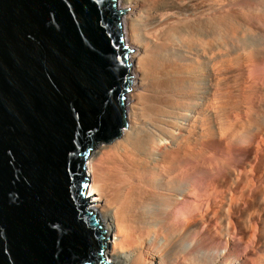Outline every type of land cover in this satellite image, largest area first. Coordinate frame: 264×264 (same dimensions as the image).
Masks as SVG:
<instances>
[{
  "label": "water",
  "instance_id": "1",
  "mask_svg": "<svg viewBox=\"0 0 264 264\" xmlns=\"http://www.w3.org/2000/svg\"><path fill=\"white\" fill-rule=\"evenodd\" d=\"M127 9L0 0V264H112L87 159L128 126Z\"/></svg>",
  "mask_w": 264,
  "mask_h": 264
},
{
  "label": "rangeland",
  "instance_id": "2",
  "mask_svg": "<svg viewBox=\"0 0 264 264\" xmlns=\"http://www.w3.org/2000/svg\"><path fill=\"white\" fill-rule=\"evenodd\" d=\"M157 1L134 0L135 14L148 15L147 19L148 9ZM168 1L176 6L163 9L164 16L169 14L158 20L161 25L134 29L142 38L138 48L145 55L139 64L147 82L131 100L138 101L143 117L186 107L184 96L200 81L201 61L206 63L207 97L194 104L197 115L206 114L205 132L191 126L170 149L173 153L166 151L180 163L189 158L196 162L197 169L189 177L193 192L207 181L204 195L189 200L182 191L178 194V230L188 232L186 240L178 242L188 246L180 250L178 264H264V0ZM188 71H192V89L183 82ZM134 88L131 85L129 92ZM108 143L100 141L92 154L100 157L101 151L110 149L105 147ZM204 155L207 166H203ZM151 208L149 204L147 211ZM105 237L109 250L113 239ZM165 239L161 237L163 243Z\"/></svg>",
  "mask_w": 264,
  "mask_h": 264
},
{
  "label": "bare ground",
  "instance_id": "3",
  "mask_svg": "<svg viewBox=\"0 0 264 264\" xmlns=\"http://www.w3.org/2000/svg\"><path fill=\"white\" fill-rule=\"evenodd\" d=\"M133 1L117 0L118 9L128 8L121 15L120 20L124 44L132 49L127 52V58L131 65L129 70V76H131L129 77L131 80L130 87L132 85L135 88L132 92L128 91L129 93H126V98L131 96L130 99H127V103L125 99L128 126H125L121 130L119 137L105 145V147H110V149L101 151L102 154L100 157L91 153L87 159V168L91 177L89 193L90 195H95L91 200V202L94 201L95 203H89L88 207L90 210L98 212V216H100L102 222V229L106 231V236L111 235V239H113L111 242L112 247L109 250L108 248L105 249L103 253V257L108 259V262L112 264H164L162 261H169L170 264H178L180 250L182 248L183 250L188 248V246L178 243L181 240L185 241L188 236L186 229L182 231L183 233L181 232L182 234L178 230L180 227L178 218L180 201L178 194L182 191L183 198L188 199L194 195H204L205 182L207 181L204 182L199 192H193L191 190L192 187L190 188L189 185V182H191L189 181V177L197 169L196 162H192L189 158L190 160L186 159L180 163L172 155L168 157L166 151L175 147L181 136L187 133L185 131L189 132V129L192 128L191 126L196 128V130L199 128L197 130L198 133L200 130L203 133L205 132L206 114L198 113L197 115V108L194 104L196 101L199 102L198 100L201 101L199 103H202L207 97V81H205L206 63H202L201 61L200 68L202 74L199 75L200 81L198 79L196 80L198 81L197 86L192 87L193 89L190 87L192 83V71L184 74L186 77H183L184 86L187 87L189 84L188 88L193 90L190 92L187 90L189 93L184 96L187 100L186 107H172L167 112L165 111L166 113L163 112L164 114H157L156 112L154 114L152 113L153 115L151 116L146 115L143 117V113V116H141L138 105L136 104L138 101L135 102L134 100L133 102L131 99H133L134 93L139 88H143L144 83L147 82L145 75L140 71L142 65L139 64L143 60L141 58L144 57L145 53H142L143 50L141 51L138 48L142 38L140 32H136L134 29L138 27L142 28L143 26L154 27L158 20L167 16L168 12L164 16L165 11L163 9L166 7L167 9H173L176 3L168 0L155 2L154 6L152 5L148 9L149 19H146L148 15L144 17L142 13L135 14L136 6L133 4ZM187 6H190L189 2ZM159 24L161 25V23ZM159 31L160 26L154 31V35ZM150 33L153 32L151 31ZM160 36H158L159 39ZM153 37L156 40L157 37ZM203 61L205 62V60ZM137 96L139 95L137 94ZM203 158V166H207L205 163L207 162L205 155ZM205 170L203 168V171ZM205 173L207 172H203V176L206 180ZM149 204L152 207L150 212L147 211ZM187 204L188 206L190 205L189 203ZM162 236H166L165 244L161 240ZM201 255L203 257L206 256L202 253Z\"/></svg>",
  "mask_w": 264,
  "mask_h": 264
}]
</instances>
